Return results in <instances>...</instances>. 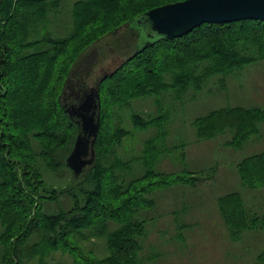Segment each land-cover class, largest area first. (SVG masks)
Listing matches in <instances>:
<instances>
[{
	"label": "trees",
	"instance_id": "1",
	"mask_svg": "<svg viewBox=\"0 0 264 264\" xmlns=\"http://www.w3.org/2000/svg\"><path fill=\"white\" fill-rule=\"evenodd\" d=\"M180 1L79 0L70 8L64 0H0V264H49L59 253L72 264H136L148 236L141 214L155 206L149 196L154 188L201 179L155 169L162 154L178 149L160 145L165 130L126 158V140L164 117L134 111L135 102L153 99L159 109L167 96L179 101L198 95L212 78L264 60V21L206 23L181 38L142 43L138 19ZM61 22L71 26L65 36L57 35ZM109 37L111 48L127 55L96 84V157L74 180L66 162L81 128L66 100L88 92L103 59L97 47ZM263 123L264 107L236 106L194 124L200 139L231 132L229 144L243 149ZM136 164L145 172L133 177ZM238 174L244 187L263 188L264 152L241 161ZM63 176L66 184L55 178ZM218 205L233 239L264 229V216L249 214L240 193L221 197ZM257 264H264V251Z\"/></svg>",
	"mask_w": 264,
	"mask_h": 264
},
{
	"label": "rangeland",
	"instance_id": "2",
	"mask_svg": "<svg viewBox=\"0 0 264 264\" xmlns=\"http://www.w3.org/2000/svg\"><path fill=\"white\" fill-rule=\"evenodd\" d=\"M76 1L79 0H64V4L71 8ZM66 13L65 21L67 22L69 20L68 10H66ZM60 26L56 28L57 35H67L68 30L71 29L70 24L64 27L63 22H61ZM144 36L141 37L142 43L148 41L147 37ZM112 39L110 37L106 38L99 44V48L97 47L99 52L103 51V59L93 72L94 74L89 83L90 88L96 87V84L104 75L116 70L125 60L127 55L125 51L117 53V49L111 48ZM259 76H264L263 60L247 65L238 75H231L226 90L221 82L223 75L212 78L207 82L206 88L195 97L193 103H191V99L194 97L193 93L187 98L179 100L180 102L177 100L171 101V97L167 96L159 109H156L153 99L135 102L134 111L142 112L148 118L157 113L164 116L163 120L169 119L172 122L174 132L170 133L169 143L173 144L179 141V143L185 142L188 144L186 149L188 163L192 162V155L197 152L196 148L203 150L199 163L193 162L191 163L192 166H189V164L190 169L194 168V164H199L200 168L209 169V167L221 163L218 165L221 168L220 174H216L215 178L207 183L209 186L207 188L199 189L192 182H179L172 187L154 188L149 196L156 201V206L143 210L144 212L141 214V218L147 221L148 236L142 239L143 248L138 255L136 264H257L258 256L264 251V229L259 231L247 230L242 233L239 239H233L223 217L220 215L217 200L229 193L240 192L244 207L249 214L264 216V187L258 189L243 187L233 166L239 160L264 150V140L257 143L252 152L250 147L254 146L252 142L257 138L256 136L253 137L242 151H233L234 158L224 151V145L220 147L217 154L210 153L206 150L212 145V140L194 144L196 134L191 127V122L194 118L205 116L211 111L224 107H236L238 105L245 107L264 106L261 100L255 99V92H253L254 86L252 83L256 84L255 77ZM239 83L242 84L241 88H239ZM177 104L179 108H176ZM127 114L126 120L129 121V112ZM172 117H174L173 120ZM178 120H180V123L177 127L176 121ZM262 126L264 133V123ZM125 127L131 130V126L127 123ZM158 127L169 133L166 125H159ZM157 130V128L146 132L136 130L134 135L125 142L126 158L137 155L144 147L145 141ZM217 140L220 143L223 138L220 137ZM179 155L180 151H176L170 156L169 161L173 168L165 166L164 161L155 169L170 174L169 177L172 178L176 175L181 176L182 167L176 165V161L182 165L180 158H178ZM226 167L229 171L227 179L224 173ZM144 172L145 168L136 164L132 176H141ZM221 174L224 176L221 177ZM55 178L61 183L64 181L65 184L69 182L66 176ZM179 208L182 211L170 214L171 211ZM174 218L177 219L176 223ZM176 226H178L177 229ZM1 232L2 228H0ZM72 262L73 258L69 255L59 253L54 256L49 264H72Z\"/></svg>",
	"mask_w": 264,
	"mask_h": 264
},
{
	"label": "water",
	"instance_id": "3",
	"mask_svg": "<svg viewBox=\"0 0 264 264\" xmlns=\"http://www.w3.org/2000/svg\"><path fill=\"white\" fill-rule=\"evenodd\" d=\"M245 20L264 21V0H184L154 8L137 21L148 41L181 38L203 24H226ZM78 119L81 131L67 158V166L77 180L92 165L101 128V93L91 88L77 109L67 108Z\"/></svg>",
	"mask_w": 264,
	"mask_h": 264
},
{
	"label": "crops",
	"instance_id": "4",
	"mask_svg": "<svg viewBox=\"0 0 264 264\" xmlns=\"http://www.w3.org/2000/svg\"><path fill=\"white\" fill-rule=\"evenodd\" d=\"M263 62H264V60H263ZM243 70V69H242ZM242 70H240L237 74H233V75H238ZM256 75V74H255ZM230 76L231 75H229V76H227V77H224L223 79H221V80H224L223 81V86H224V89L226 90V89H228L227 87H228V85H229V78H230ZM255 79H256V84H253L252 83V85L255 87H253V92H255L254 93V97H255V99L256 100H261L263 103H264V76H259V77H255ZM239 85V88H241L242 87V84H238ZM237 89V88H236ZM235 89V90H236ZM241 90V89H240ZM242 91V90H241ZM236 91H235V96H236ZM194 97L191 99L192 101H191V103H193L194 102V99H195V97L196 96H198L197 94H192ZM178 103V102H177ZM238 106H243V105H238ZM243 107H245V106H243ZM254 107H264V106H250V107H246V108H254ZM176 108H179V106H178V104H177V106H176ZM208 114V113H207ZM202 117V116H201ZM197 118H199V117H197ZM197 118H194V119H192V122H191V127H192V129H194V133L196 134V138L194 139V144H197V143H199V142H201V141H210V140H212L213 141V143H212V145L211 146H209L207 149L208 150H206L207 152H210V153H215V154H217V152H218V150L220 149V147H222V145H224V148L223 149H225L224 151L227 153V154H230V155H232V157L234 158L235 156V154H234V152L233 151H242L245 147H246V145H247V143L253 138H251L247 143H246V145L244 146V148L243 149H236V148H234L232 145H230L229 144V142L231 141V139H232V133L231 132H228V133H226V134H224V135H220V136H218V137H216V138H213V139H200L199 138V136H198V131H197V128H196V126H195V121H196V119ZM172 120L174 119V117H172L171 118ZM179 123H180V120H178V121H176V125H177V127H178V125H179ZM159 125H166L168 128H167V131L169 132V133H167L168 135H166V143H165V145H163V143L162 144H160L163 148H166V144L168 145V148L171 150V149H173V148H176V146H178V149H176L175 150V152L176 151H180V155H179V157L178 158H180V162L182 163V165H180L179 164V162L178 161H176V165H178L179 167H182V172H184V171H188V172H192V173H197V174H200L199 176H201V179L196 183V184H194V186L195 187H197V188H199V189H204V188H207V187H209L208 185H207V183L208 182H210V181H212L214 178H215V176H216V174H220V171H221V168H220V166H218V165H220L221 163H219L218 165H214V166H212L211 168L209 167V169L208 168H205V167H202V168H200V165L199 164H194V168H192V169H190L189 167H188V165L189 166H192L191 165V163H193V162H195V163H199L198 161H200L199 159H201L202 157H201V153L203 152V150L201 149V148H196V150H197V152H195L193 155H192V162H190V163H188V153H187V151H186V149H187V147H188V144H186L185 142H180L179 143V141H177L178 143H173V144H171V143H169L170 141H169V136H170V133H172V132H174L173 131V125H172V122H170V120L169 119H167V120H161V122H159ZM158 125V126H159ZM158 126H153V127H150V130L151 129H154V128H157L158 130H157V132H155V133H152L151 134V136H150V138L149 139H151V138H154L156 135H158L159 133H161V131H163V130H161V128L159 129V127ZM179 129H180V127H179ZM166 131V130H165ZM181 131H182V129H181ZM183 132V131H182ZM179 133V132H178ZM184 133V132H183ZM220 137H222L223 138V140H220V143L218 142L219 140H217V139H219ZM255 137V136H254ZM257 138L255 139V140H253V142H252V145H254V146H251L250 147V149L252 150V152L254 151L253 149L257 146V143H260V142H262L263 140H264V133H263V126L261 125V130H260V134L259 135H257L256 136ZM199 145V144H198ZM251 145V144H250ZM227 148V149H226ZM194 149V148H193ZM201 149V150H200ZM204 149V148H203ZM231 149V150H230ZM233 149V150H232ZM171 152V151H170ZM262 152H264V150H261V151H258V152H255V153H253V154H251V155H249V156H247V157H251V156H254V155H256V154H260V153H262ZM171 154H172V152L171 153H165V154H162L161 156H160V158H159V162H158V164H157V167L159 166V164H162L164 161H165V163H164V165L165 166H168V167H170V168H173V166H172V164H171V162L169 161V159L171 158L170 156H171ZM247 157H245V158H247ZM245 158H243V159H241V160H239L237 163H235V164H233V166H234V168L236 169V172H237V174H238V165H239V163L241 162V161H243ZM229 166V165H228ZM224 169V168H223ZM222 169V170H223ZM226 169V170H225ZM224 169V173H225V177H226V179H227V177H228V170H227V167ZM181 172V171H180ZM224 176V175H223ZM222 176V174H221V177H223ZM232 176H233V174H232ZM231 175H230V177H232ZM238 176H239V174H238ZM239 178H240V176H239ZM240 182H241V184H242V186H243V183H242V180H241V178H240ZM207 185V186H206ZM244 187V186H243ZM232 193H240V192H232ZM232 193H229V194H232ZM229 194H227V195H229ZM241 194V193H240ZM226 195V196H227ZM242 195V194H241ZM222 197H224V196H222ZM221 198V197H220ZM219 198V199H220ZM219 199L217 200V203H218V201H219ZM201 201V200H200ZM155 206H156V201H155ZM218 207H219V205H217ZM180 211H182V209H176V210H174V211H171L170 212V214H176V213H178V212H180ZM219 212H220V210H219ZM220 215H221V213H220ZM222 216V215H221ZM174 221H175V223L177 222V219H175L174 218ZM226 224V223H225ZM178 228V226H176V229ZM230 232V231H229Z\"/></svg>",
	"mask_w": 264,
	"mask_h": 264
},
{
	"label": "flooded vegetation",
	"instance_id": "5",
	"mask_svg": "<svg viewBox=\"0 0 264 264\" xmlns=\"http://www.w3.org/2000/svg\"><path fill=\"white\" fill-rule=\"evenodd\" d=\"M91 88L89 87L88 92H83L82 95L81 94L77 95V97L74 100L71 99V96L68 97V100H66V106L71 109H77L83 103V101L87 98V96L89 95L91 91ZM75 119L78 121L77 118Z\"/></svg>",
	"mask_w": 264,
	"mask_h": 264
}]
</instances>
